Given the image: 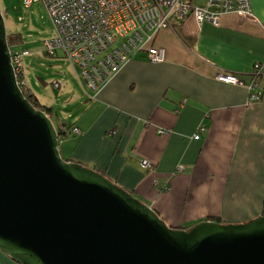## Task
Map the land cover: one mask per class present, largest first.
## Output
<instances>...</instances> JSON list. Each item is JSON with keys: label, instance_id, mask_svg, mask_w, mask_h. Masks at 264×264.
I'll list each match as a JSON object with an SVG mask.
<instances>
[{"label": "crops", "instance_id": "0c3cea01", "mask_svg": "<svg viewBox=\"0 0 264 264\" xmlns=\"http://www.w3.org/2000/svg\"><path fill=\"white\" fill-rule=\"evenodd\" d=\"M251 3V21L160 31L161 64L142 52L97 93L79 82L85 109L60 144L63 157L104 173L173 228L262 215L264 95L252 102L247 86L264 61V0ZM225 73L245 85L219 81ZM0 264L17 263L0 252Z\"/></svg>", "mask_w": 264, "mask_h": 264}, {"label": "water", "instance_id": "95a60500", "mask_svg": "<svg viewBox=\"0 0 264 264\" xmlns=\"http://www.w3.org/2000/svg\"><path fill=\"white\" fill-rule=\"evenodd\" d=\"M0 252L17 264H264V213L170 227L104 173L61 154L18 83L0 6Z\"/></svg>", "mask_w": 264, "mask_h": 264}, {"label": "built area", "instance_id": "2783aa9c", "mask_svg": "<svg viewBox=\"0 0 264 264\" xmlns=\"http://www.w3.org/2000/svg\"><path fill=\"white\" fill-rule=\"evenodd\" d=\"M35 2L44 5L56 33L44 42L45 53L53 56L63 49L79 82L92 93L99 92L142 52L151 63H163L166 51L154 45L162 30H175L184 22H192L195 30L205 22L221 26L229 16L255 19L251 0H25L24 6L29 9ZM11 53L19 86L27 92L23 59L30 53ZM263 69L264 61L254 65V80L247 86L252 102H259L264 95ZM217 79L245 85L234 74H221ZM74 133L80 134V130ZM142 167L150 169L151 165L143 161Z\"/></svg>", "mask_w": 264, "mask_h": 264}, {"label": "rangeland", "instance_id": "374dc122", "mask_svg": "<svg viewBox=\"0 0 264 264\" xmlns=\"http://www.w3.org/2000/svg\"><path fill=\"white\" fill-rule=\"evenodd\" d=\"M24 2L25 0H0V6L7 33L20 36V45L12 50L21 51L25 48L31 53L23 59L27 88L41 105L54 107L59 116L67 119L68 123L73 122L85 109L84 105L78 103L83 97V91L77 73L62 52L55 58L44 51V42L56 35L44 5L35 2L28 9ZM56 84L61 87L58 88Z\"/></svg>", "mask_w": 264, "mask_h": 264}, {"label": "trees", "instance_id": "16d2710c", "mask_svg": "<svg viewBox=\"0 0 264 264\" xmlns=\"http://www.w3.org/2000/svg\"><path fill=\"white\" fill-rule=\"evenodd\" d=\"M8 43H9L11 50H12V48L13 49L16 48L18 45H20V36L17 34H11V35L8 34ZM24 50L29 51L28 49H25V48L21 49V51H24ZM59 52H62L65 56V59L67 60L66 52L63 49L55 51V54L52 57L56 58L58 56ZM29 53H30V51H29ZM30 55H31V53H30ZM67 62H68V60H67ZM24 94L26 95V97L28 98L30 103L36 109L44 111L52 119V121L54 122V124L57 128L58 136H59V142L61 144L63 138L71 132L75 123H73V122L68 123V120L63 119L61 116H59L58 113L55 112L54 107H46V106L41 105L39 100L37 99V97L34 94H32L30 90H28L27 92L24 91ZM59 122L63 123L64 125H58L57 123H59ZM60 126H62V127H60ZM75 129H78V128H75ZM74 130H73V132H74ZM75 135L79 136L80 134H75ZM62 157H63V155H62ZM65 160L68 161L67 159H65ZM217 222H219V221H217Z\"/></svg>", "mask_w": 264, "mask_h": 264}]
</instances>
